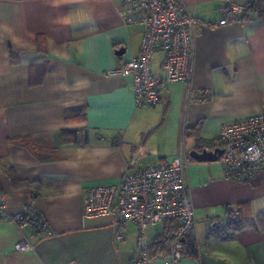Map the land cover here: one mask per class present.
<instances>
[{"label":"crops","instance_id":"crops-1","mask_svg":"<svg viewBox=\"0 0 264 264\" xmlns=\"http://www.w3.org/2000/svg\"><path fill=\"white\" fill-rule=\"evenodd\" d=\"M258 1L261 13L220 25L224 0H179L196 21L191 82H163L157 104L136 106L130 78L107 74L138 54L143 29L123 23L119 0H0V197L9 213L30 205L51 231L19 229L0 216V264H131L139 255L136 225L84 217L86 191L178 156L187 164L196 223L175 264H264V167L236 180L219 160L189 156L202 147L191 129L213 145L203 147H222L215 145L222 122L264 112V0ZM162 54L152 56L155 73ZM63 129L77 142L62 139ZM23 137L55 158L38 160L10 142ZM241 203L252 223L233 233L209 231L215 222L222 228L227 210ZM176 226L172 219L149 226L150 243ZM23 236L33 248L15 250Z\"/></svg>","mask_w":264,"mask_h":264},{"label":"built area","instance_id":"built-area-1","mask_svg":"<svg viewBox=\"0 0 264 264\" xmlns=\"http://www.w3.org/2000/svg\"><path fill=\"white\" fill-rule=\"evenodd\" d=\"M119 15L124 24L143 27L139 52L121 66L107 71L110 75L129 77L136 106L155 105L160 101L163 82L179 81L189 86L194 68L195 18L184 11L179 0H119ZM258 0L238 3L224 0L219 24L243 22L249 12L260 11ZM161 49L160 72L151 67L154 53ZM219 138L223 152L219 157L226 176L249 180L264 167V112L222 122ZM186 162L180 157L160 163H148L125 172L117 184H99L87 189L83 216H109L115 226L133 223L137 227L139 255L131 264H175L186 250L185 238L195 228L194 208L185 183ZM0 197V216L17 228H27L36 210L29 205L9 213ZM166 219L177 221L169 235L168 253H150L147 228ZM38 231L49 234L46 220H40ZM209 231L215 229L209 226ZM123 237L117 230L115 238ZM33 248L21 237L14 245L18 251Z\"/></svg>","mask_w":264,"mask_h":264},{"label":"trees","instance_id":"trees-1","mask_svg":"<svg viewBox=\"0 0 264 264\" xmlns=\"http://www.w3.org/2000/svg\"><path fill=\"white\" fill-rule=\"evenodd\" d=\"M247 1H249V0H247ZM247 1L245 2L246 4H247ZM257 5H259V1H258ZM258 12L261 13L260 11H258ZM39 38H40V36H39ZM37 48L39 50H43L42 49L43 47L38 43H37ZM190 133L196 134V138L198 140L197 143H199V144L202 143L201 144L202 147L203 146L213 147V145L210 143L209 140L198 139V134H199V128L198 127L191 129ZM71 136H72L71 140L77 142L75 132H71V131H68L66 129H63L61 131V137L65 141ZM10 142L13 145H18L20 147L27 149L38 160L44 161L47 158H50V159L55 158V157H51L48 154H46L41 148L36 147V145H34L28 139V137L11 139ZM215 145L223 146V142L220 141V142L216 143ZM10 176L13 180H15V176L13 173H10ZM0 193H1V189H0ZM227 212H228L227 218L225 219V224L222 226V228H221V226L219 228H217L216 227L217 224L212 225V227L214 226L215 228H217V229H215L214 232L219 231V232L224 233L225 230H231L233 233L234 231L238 230L239 228L244 227L246 224L252 223L251 222L252 221V218H251L252 214L250 213L249 208L244 203L239 204L235 209H230V210L228 209ZM41 219L46 220L39 212L36 211L35 215L31 216V223H30L29 228L31 227L33 229V231L36 233H42V232L38 231V228H37L38 223ZM172 220H174V219H172ZM232 233L229 232V234L227 236H232ZM168 244H169V235H164V236H162V238L156 239L155 241L150 243V246H149L150 253L152 255L158 254L159 250L161 251L162 249H167ZM167 251H168V249H167Z\"/></svg>","mask_w":264,"mask_h":264},{"label":"water","instance_id":"water-1","mask_svg":"<svg viewBox=\"0 0 264 264\" xmlns=\"http://www.w3.org/2000/svg\"><path fill=\"white\" fill-rule=\"evenodd\" d=\"M124 50L119 49L117 50V53L121 54ZM223 152L222 147H215L212 149H209L207 147H201L199 149H192L189 152V156L198 162H206V161H217L219 157L221 156Z\"/></svg>","mask_w":264,"mask_h":264},{"label":"rangeland","instance_id":"rangeland-1","mask_svg":"<svg viewBox=\"0 0 264 264\" xmlns=\"http://www.w3.org/2000/svg\"><path fill=\"white\" fill-rule=\"evenodd\" d=\"M214 224H217V223L215 222ZM212 228L215 229L214 226Z\"/></svg>","mask_w":264,"mask_h":264}]
</instances>
